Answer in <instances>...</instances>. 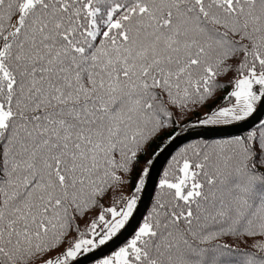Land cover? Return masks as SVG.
<instances>
[{"label":"snow or ice","instance_id":"snow-or-ice-1","mask_svg":"<svg viewBox=\"0 0 264 264\" xmlns=\"http://www.w3.org/2000/svg\"><path fill=\"white\" fill-rule=\"evenodd\" d=\"M0 264H264V0H0Z\"/></svg>","mask_w":264,"mask_h":264},{"label":"water","instance_id":"water-1","mask_svg":"<svg viewBox=\"0 0 264 264\" xmlns=\"http://www.w3.org/2000/svg\"><path fill=\"white\" fill-rule=\"evenodd\" d=\"M255 115L256 114H254V118H255ZM250 119H253V118H250ZM237 127L238 126L222 127V128H215V129H209V130L204 129L202 131L188 133L184 136L179 137L178 140L174 142L175 147L172 148V152H174L175 149L180 147L183 143H187L193 139L201 138L200 135H198L199 133H203V138H207V139L222 138V137H227L228 135L236 134L235 129ZM169 156H170L169 150L166 149L164 154H161L160 157L156 158V162L154 164V170L153 172L150 173V180H149L148 186L146 188L145 193L142 195V198H141V204L139 207V211L146 212L147 207L150 206L151 196L154 194L153 185L155 181L158 180L159 175L162 173ZM137 219H139V216L137 214H134L133 220L130 221V224L135 223ZM127 227L128 226H126V228ZM104 247L107 248L108 246L106 245Z\"/></svg>","mask_w":264,"mask_h":264},{"label":"trees","instance_id":"trees-1","mask_svg":"<svg viewBox=\"0 0 264 264\" xmlns=\"http://www.w3.org/2000/svg\"><path fill=\"white\" fill-rule=\"evenodd\" d=\"M179 130V129H178ZM196 130H198V129H196ZM191 131H195V130H191ZM190 132V131H189ZM183 135V134H182ZM166 166H167V164H166Z\"/></svg>","mask_w":264,"mask_h":264}]
</instances>
